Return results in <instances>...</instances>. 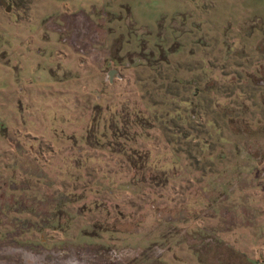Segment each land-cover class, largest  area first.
Here are the masks:
<instances>
[{"label": "rangeland", "instance_id": "obj_1", "mask_svg": "<svg viewBox=\"0 0 264 264\" xmlns=\"http://www.w3.org/2000/svg\"><path fill=\"white\" fill-rule=\"evenodd\" d=\"M1 1L0 264H264V0Z\"/></svg>", "mask_w": 264, "mask_h": 264}, {"label": "crops", "instance_id": "obj_2", "mask_svg": "<svg viewBox=\"0 0 264 264\" xmlns=\"http://www.w3.org/2000/svg\"><path fill=\"white\" fill-rule=\"evenodd\" d=\"M104 1H106V0H103L102 1V4H103V2ZM89 3V2H88ZM96 3V2H95ZM50 5H52L51 3H49ZM92 5H93V7L96 5V4H94V3H91V6H90V8L92 7ZM97 5H100V4H97ZM124 6L125 5H118V7L115 5V4H113V8H115V9H117V10H119V7H120V9H121V7H122V9L121 10H123L124 9ZM110 7V6H109ZM111 7V8H112ZM73 8L74 9H79V10H77V11H81V12H85L84 14H89V15H91V11L89 10V9H85V10H81L79 7H77L76 5H73ZM76 12V11H75ZM93 15V14H92ZM29 42H26V41H24V42H22L21 43V46H20V44L18 45V47L15 49L16 51L17 50H19V53H18V59H20V60H23V62H27V63H36L37 62V51H36V42L35 41H30V40H28ZM37 41V40H36ZM43 42V44H44V49H49L50 47H51V43L50 42H48V43H46V42H44V41H42ZM31 48H33V52H30V49ZM52 48V47H51ZM21 55H23V56H21ZM40 62V61H39ZM41 62H46V59H42L41 60ZM48 62H46V64H47ZM4 64H2V63H0V68H3V69H6L7 68V66H3ZM34 69H36V68H34ZM40 69H42V70H44L45 72H46V70H48V67H41ZM10 70V69H9ZM43 71V72H44ZM49 72V71H48ZM48 72H47V75H48ZM37 74V73H36ZM49 74H50V72H49ZM48 77L49 78H51V74H50V76L48 75ZM38 78V76L36 75V79Z\"/></svg>", "mask_w": 264, "mask_h": 264}, {"label": "trees", "instance_id": "obj_3", "mask_svg": "<svg viewBox=\"0 0 264 264\" xmlns=\"http://www.w3.org/2000/svg\"><path fill=\"white\" fill-rule=\"evenodd\" d=\"M113 146H119L118 144H112ZM138 155V154H137ZM136 157V156H135ZM139 159L138 160H146L147 161V159L146 158H148V154H146V155H143V153L142 154H140L139 156ZM138 160H136V159H134L133 157H129V165L131 166V168L132 169H136V170H140L141 168H143L142 166H143V164H140L139 162H138Z\"/></svg>", "mask_w": 264, "mask_h": 264}, {"label": "water", "instance_id": "obj_4", "mask_svg": "<svg viewBox=\"0 0 264 264\" xmlns=\"http://www.w3.org/2000/svg\"><path fill=\"white\" fill-rule=\"evenodd\" d=\"M0 6L4 7V3H2L1 1H0Z\"/></svg>", "mask_w": 264, "mask_h": 264}, {"label": "flooded vegetation", "instance_id": "obj_5", "mask_svg": "<svg viewBox=\"0 0 264 264\" xmlns=\"http://www.w3.org/2000/svg\"><path fill=\"white\" fill-rule=\"evenodd\" d=\"M0 1H1V0H0ZM1 2H2V3H4V1H1ZM4 6H6V7H7L8 5H6V3H4Z\"/></svg>", "mask_w": 264, "mask_h": 264}]
</instances>
